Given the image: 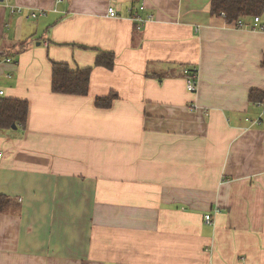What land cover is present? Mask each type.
<instances>
[{"label":"crops","instance_id":"1","mask_svg":"<svg viewBox=\"0 0 264 264\" xmlns=\"http://www.w3.org/2000/svg\"><path fill=\"white\" fill-rule=\"evenodd\" d=\"M210 1L0 0V98L28 102L0 132V264H264V32ZM51 62L92 68L88 95L52 94Z\"/></svg>","mask_w":264,"mask_h":264},{"label":"trees","instance_id":"2","mask_svg":"<svg viewBox=\"0 0 264 264\" xmlns=\"http://www.w3.org/2000/svg\"><path fill=\"white\" fill-rule=\"evenodd\" d=\"M210 14L212 17L222 19L232 27L240 19L263 17L264 0H211ZM135 27V25H134ZM23 48V45H20ZM95 67L111 70L114 66V56L111 53L95 50ZM92 68L70 69L67 64L51 62L52 94L61 96L86 97L89 91L90 74ZM263 93L251 90L248 94L250 103H263ZM116 99L115 93L108 96L96 97L93 100L94 108L108 110ZM28 116V102L19 99L0 98V132L13 129V126L24 128ZM6 204V199L0 197V211Z\"/></svg>","mask_w":264,"mask_h":264},{"label":"built area","instance_id":"3","mask_svg":"<svg viewBox=\"0 0 264 264\" xmlns=\"http://www.w3.org/2000/svg\"><path fill=\"white\" fill-rule=\"evenodd\" d=\"M10 0H1V2H6L9 3ZM12 13H18L21 14V10L20 9H14V7H11ZM45 16L44 12H30L26 15H24V17L26 19H37L39 17H43ZM107 16L109 18H116L117 14L114 11L113 8H108L107 9ZM221 17L224 19L225 15L221 14ZM152 18L150 16H147L146 18H142L141 16L138 15H133L131 17V20L136 23L137 25V29H141L146 22L150 21ZM233 28H237V29H243V30H252V31H258V32H264V20L261 19V17H254L251 20L250 24H247L243 19H240L238 22H236V24L233 26ZM11 61V59L7 58L6 62L9 63ZM182 77L184 78L185 84H186V90L189 93H195L196 92V88H197V82H198V71L196 68H190V67H185L182 70L181 73ZM4 95V91L0 90V97H3ZM192 107L196 108L195 105H192ZM3 158V151L0 149V161ZM216 213V211H215ZM204 223L207 226H214V221L212 219V216L210 214L205 215L204 217Z\"/></svg>","mask_w":264,"mask_h":264},{"label":"water","instance_id":"4","mask_svg":"<svg viewBox=\"0 0 264 264\" xmlns=\"http://www.w3.org/2000/svg\"><path fill=\"white\" fill-rule=\"evenodd\" d=\"M16 127L15 126H13V129H15Z\"/></svg>","mask_w":264,"mask_h":264}]
</instances>
